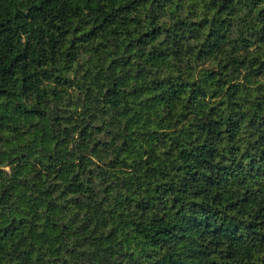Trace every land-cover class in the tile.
I'll list each match as a JSON object with an SVG mask.
<instances>
[{"label": "trees", "instance_id": "obj_1", "mask_svg": "<svg viewBox=\"0 0 264 264\" xmlns=\"http://www.w3.org/2000/svg\"><path fill=\"white\" fill-rule=\"evenodd\" d=\"M0 264H264V0H0Z\"/></svg>", "mask_w": 264, "mask_h": 264}]
</instances>
